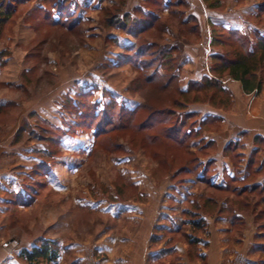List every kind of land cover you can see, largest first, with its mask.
Returning <instances> with one entry per match:
<instances>
[{"label":"rangeland","instance_id":"rangeland-1","mask_svg":"<svg viewBox=\"0 0 264 264\" xmlns=\"http://www.w3.org/2000/svg\"><path fill=\"white\" fill-rule=\"evenodd\" d=\"M10 1L0 0L1 10L12 5L9 17L0 24V102L6 101L0 104V141L11 136L9 145H21L29 162L18 160L11 166L22 179L24 192L17 183L18 189L8 192L10 199L0 207V246L8 243L25 264H102L110 253L98 250L100 243H109L115 254L128 250L138 254L145 242L140 240L145 226L127 218L142 219L146 211H155L159 224L154 225L147 242L144 264H208L203 253L208 250L209 231L200 213L215 217L236 207L256 216L255 231L262 237L255 239L242 257L239 252L244 241L239 238L244 224L237 223L231 240L222 244L228 257L220 258L218 264H264V190L252 183L229 181L230 189L218 191L198 179L207 166L200 162L205 154L194 140L200 132L218 125L203 122L192 109L194 105L220 110L246 108L252 102L250 94L257 99L262 95L264 55L256 71L262 82L257 93L245 92L239 80L221 74L219 64L252 49L257 52L256 59L260 56L264 0H183L172 4L174 13L168 7L160 8V0ZM59 4L68 5L67 12L79 17L77 31L51 23L45 11H53L51 16L57 19ZM111 11L119 16L129 12L136 20L145 12L159 11L158 23L166 29L160 36L157 31L152 37H143L157 45L174 46L170 57L173 68L166 71L173 76L170 86L161 88L148 82L143 73L124 61L125 47L117 45L115 34L125 33L131 43L135 39L108 24ZM240 39L247 42L242 44ZM156 46L151 50L156 51ZM193 57L199 64L198 78L189 77ZM165 68L159 70L165 72ZM85 77L89 80L84 81ZM204 78L216 83L186 92L191 83ZM58 84V99L54 100L58 112L52 119L43 118L34 112L37 100ZM235 88L241 98H236ZM83 92H89L86 100L97 102L98 109L112 99L129 108L127 96L138 99L137 106L145 105L136 112L135 120L126 116L121 124H138L152 109L165 111L155 116L156 120L165 117V122H156L146 130L116 128L95 137L92 127L84 125L89 120L77 119ZM258 105L251 107L261 108ZM170 124H183L187 145L176 144L165 135ZM2 152V157L18 159L16 154ZM235 159L239 165L240 160ZM184 198H196L195 210L182 202ZM222 202L228 205L220 209L217 205ZM121 204L129 209L116 207ZM134 204L137 207L130 209ZM149 207L152 211L145 210ZM162 211L163 220L159 219ZM121 237L129 240L120 242ZM46 240L53 243L56 258L30 263L23 255L32 249L27 244L40 246Z\"/></svg>","mask_w":264,"mask_h":264},{"label":"crops","instance_id":"crops-1","mask_svg":"<svg viewBox=\"0 0 264 264\" xmlns=\"http://www.w3.org/2000/svg\"><path fill=\"white\" fill-rule=\"evenodd\" d=\"M126 1L128 3V1L130 2L131 0ZM134 1L135 0H132V3ZM123 34H121V36L120 34H115V38H117L116 41L118 42L117 45L120 46L121 49L131 45L132 42L129 38H127V35V37H125ZM191 61L192 64L190 65H192V67H190L189 71L192 72L190 73L189 77L198 78L200 75L198 74L199 69H197V65L199 68V64L196 62L194 57L191 59ZM68 80L69 78L65 79L66 82ZM87 80H89L88 77H85L84 81ZM64 82H62V84ZM60 85H56L52 92H48L49 95L46 93L37 100V104L34 108L36 109L34 110L35 113H38L43 118L48 119H52L54 115H56L58 110L56 111L57 108H55V105L57 104L54 105V100L57 101L58 99L56 88H58ZM226 85L229 87L228 84ZM235 92L238 94L236 98H241V94L239 95L237 88H235ZM50 95L52 96L49 97ZM125 99V102L130 109L136 107L139 103V100L135 97L127 96ZM250 99H252V102L250 103L248 101L250 104H247L246 108L242 107L240 109L231 108L230 110H220L213 109L205 105H194L192 108L203 122L218 125V127H216L214 130H205L203 133L200 132V135L194 140L195 144L198 143L199 149L205 154L202 158H200V162H204L207 166V169L205 168L206 170L203 169V171L198 174V179L200 178V180H204L205 183L209 184L210 187L214 188V190L220 191L230 189L229 181L243 182L244 185L252 183V185L258 186L261 190H264V90L258 99L256 96H252V94L248 96V100ZM5 102L6 101L4 100V102H0V104H4ZM254 103L257 105L259 104L258 106H261V108L257 106L251 107L254 105ZM10 139L11 136L0 141V153L2 151L11 152L12 154H16L18 159L9 160L0 156V207H2L3 204L5 205V202H8L10 199L7 193L11 190L16 191L18 189V186H16L17 183L20 184V192H24L21 185L22 179H19L18 175L14 174L15 171L11 170V166L14 165L15 161L16 164L18 160L22 161L23 159H29L28 152H24L20 149L23 148L21 145H9ZM3 145H6L7 150H4L5 147ZM233 158H237L235 159L236 161L240 160L239 165L236 164V162L234 163ZM198 183L201 182L198 181ZM192 195L194 196L193 193ZM22 197L23 196L21 194L20 199H23ZM195 200L196 198H193L192 200H185L184 198L182 202L186 205H191L190 207H193L192 209L195 210ZM227 205V202H222V204L218 203L217 206L221 209L227 207ZM116 207L118 209H129L127 204H121L120 206ZM133 207H137L136 204L131 206L130 209ZM212 208L214 209V207ZM212 208L210 209L211 211ZM231 209L232 213L228 212L229 214H218V212L216 213L217 215H214L215 217H210L199 212L201 217L208 225V250L203 253L207 257L208 264L221 263L222 259L220 258H223V256L228 257L227 249L226 247H223L222 244L223 242L228 243V241L231 240L233 229L237 223L244 224V229L241 232L242 236L239 238L244 241L243 250L239 252L241 253L242 257L247 255L250 244L255 239H260L262 237L260 231H255V215L252 216L251 214H245L241 208L237 209L236 207H233ZM145 210L152 211V207H149ZM154 213L155 211H153V213L146 211V216H144L142 219L136 217L127 218L130 220V222L140 223L145 226L144 234H140V237L143 238L140 240H144L145 242L144 245L142 244L141 248H139L138 254H132L134 251L131 252V250H128L126 254H115L114 248L109 243H100L99 246H97V249L110 253V256L106 257V263L102 264H144V259L146 256L145 253H147L148 249L147 242L152 235L154 225L159 224L158 220L155 222L156 213L155 217ZM163 214L164 211L161 212L159 219L163 220L166 218ZM110 240L113 241L115 238H110ZM119 240L120 242H125L128 241L129 238L121 237ZM27 245H29V248L38 246L35 242L32 244L30 242ZM154 254L157 253H152L153 256ZM128 256L133 257L134 260ZM0 264H25V261L23 257L17 256L14 251L10 250V245L8 243L2 242L0 246Z\"/></svg>","mask_w":264,"mask_h":264},{"label":"trees","instance_id":"trees-1","mask_svg":"<svg viewBox=\"0 0 264 264\" xmlns=\"http://www.w3.org/2000/svg\"><path fill=\"white\" fill-rule=\"evenodd\" d=\"M11 2L10 0H8ZM160 0L161 7H168L171 9L170 13H174L172 4L178 5L182 4L183 0ZM69 6L66 4L57 5V14L59 17L54 19L51 14L48 13L49 20L52 24L58 25L60 27H66L67 30L74 32L76 30L77 24L79 22V17L74 16L72 13L67 12V8ZM10 8L12 5L6 4L5 9H0V24L3 23L9 16ZM66 9V10H65ZM3 11V12H2ZM44 13V12H43ZM159 11H150L142 14V17L138 20L131 19V15L129 12L123 13L119 16L115 11L109 12L107 16L108 24L111 27H118L124 29L126 32L131 34L135 41L125 47V55L123 56L124 61H128L131 65L141 73H143L144 77L148 82L154 83L161 88H166L170 86L172 82L173 76H170L166 71L171 70L173 68V64L171 62V53L174 49V46H170L169 44H158L153 42L152 40L148 41L144 39V37H152L154 33L158 32V36L161 35L163 29H166V26L163 23L159 22ZM186 23V20H183L182 23ZM157 27V28H156ZM156 30L153 32V30ZM77 31V30H76ZM144 36V37H143ZM242 44L246 43L245 39H240ZM157 45V46H156ZM258 45L261 49L260 56L256 59L257 52L255 50H247L245 54H240L235 56L234 59H223L220 65V73L229 74L232 78L239 80L241 82L242 88L245 92H259L261 89V80L257 78V68L260 62L263 60L264 55V39L258 40ZM157 47V52L152 51V47ZM165 66V72H161L159 69ZM151 70V71H149ZM216 81L212 78H204L202 81H196L191 83L189 89L186 91H190L191 89H195L197 86H206L210 87L211 84ZM204 88V87H203ZM180 91V90H179ZM186 92L180 91V94H185ZM80 97L79 103H77V114L78 120L86 119L89 120L84 125L88 127H92V132L95 137H99L101 134H106L116 128H126V127H135L137 130L150 129L156 122L163 123L165 117H161L159 120L155 119L157 114H163V110H150L149 115L145 120L138 124H130L129 121L125 122V124H121L123 117L130 116L134 118L136 112L139 108L145 107V105H139L132 109L125 108L123 105L117 104V102L112 99L109 102H103L102 108L98 109L97 102H89L86 100L87 96H89V92H83ZM78 100H76L77 102ZM167 113V112H166ZM165 122V121H164ZM128 123V124H126ZM94 128V129H93ZM183 124H170L169 128H166L165 135L168 138L172 139L176 144L179 145H187L188 141H186V131L182 130ZM196 226H202L199 222H194ZM23 255L27 258L30 263L35 261L38 258H42L44 260H53L56 258L57 252L53 249V243L50 240L43 241L40 246H33L31 250H25Z\"/></svg>","mask_w":264,"mask_h":264}]
</instances>
